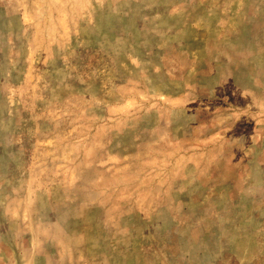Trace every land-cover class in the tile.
<instances>
[{
    "label": "rangeland",
    "instance_id": "1",
    "mask_svg": "<svg viewBox=\"0 0 264 264\" xmlns=\"http://www.w3.org/2000/svg\"><path fill=\"white\" fill-rule=\"evenodd\" d=\"M0 264H264V0H0Z\"/></svg>",
    "mask_w": 264,
    "mask_h": 264
}]
</instances>
